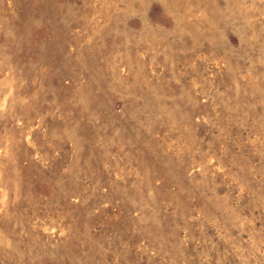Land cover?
Segmentation results:
<instances>
[{"label":"rangeland","instance_id":"obj_1","mask_svg":"<svg viewBox=\"0 0 264 264\" xmlns=\"http://www.w3.org/2000/svg\"><path fill=\"white\" fill-rule=\"evenodd\" d=\"M0 264H264V0H0Z\"/></svg>","mask_w":264,"mask_h":264}]
</instances>
